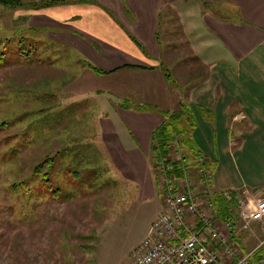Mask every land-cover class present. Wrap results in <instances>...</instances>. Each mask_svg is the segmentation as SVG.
Instances as JSON below:
<instances>
[{
	"label": "crops",
	"instance_id": "crops-1",
	"mask_svg": "<svg viewBox=\"0 0 264 264\" xmlns=\"http://www.w3.org/2000/svg\"><path fill=\"white\" fill-rule=\"evenodd\" d=\"M37 4L17 7L26 14V33L44 34L57 45L58 56L70 54L71 67L79 70L72 74L63 65L33 74L41 80L58 75L61 100L105 98L99 130L110 160L138 183L141 198L162 193L163 206L152 221L164 210L161 176L158 185L151 165L153 135L165 122L163 112H178L184 102L204 165L196 170L204 185L197 193L212 204L214 192L233 196L235 221H219L232 223L230 233L224 232L227 238L246 242L243 229L255 225L243 223L239 207L264 198V0ZM185 187L195 191L191 184Z\"/></svg>",
	"mask_w": 264,
	"mask_h": 264
},
{
	"label": "rangeland",
	"instance_id": "rangeland-1",
	"mask_svg": "<svg viewBox=\"0 0 264 264\" xmlns=\"http://www.w3.org/2000/svg\"><path fill=\"white\" fill-rule=\"evenodd\" d=\"M21 1L26 9L46 0ZM20 11L0 4V264H129L163 206L162 193L141 198L138 183L110 160L99 130L105 98L61 100L58 75L33 74L79 68L71 67L70 54L60 58L44 34L26 33ZM173 156L179 160L181 150ZM193 172L180 184L203 192ZM154 173L169 180L160 169ZM199 199L208 212L207 199ZM249 224L255 226L243 229L246 242L232 241L242 253L264 243V227H256L264 223Z\"/></svg>",
	"mask_w": 264,
	"mask_h": 264
},
{
	"label": "built area",
	"instance_id": "built-area-1",
	"mask_svg": "<svg viewBox=\"0 0 264 264\" xmlns=\"http://www.w3.org/2000/svg\"><path fill=\"white\" fill-rule=\"evenodd\" d=\"M162 184L166 188L164 210L152 221L129 264L250 263L253 253L243 255L233 246L234 242L224 233H230L232 223L214 217L209 209L215 212V208L209 200L208 212L204 213L196 191H187L186 185L177 183L176 179ZM249 205L250 202H244L239 207L247 213L245 225L250 226L249 221L264 223V198Z\"/></svg>",
	"mask_w": 264,
	"mask_h": 264
},
{
	"label": "trees",
	"instance_id": "trees-1",
	"mask_svg": "<svg viewBox=\"0 0 264 264\" xmlns=\"http://www.w3.org/2000/svg\"><path fill=\"white\" fill-rule=\"evenodd\" d=\"M61 2H64V0H46L45 2L37 4V6H50ZM0 4L12 8L22 7L24 5L21 0H0ZM86 65L95 72L101 74L108 73L102 72L90 63ZM167 77L172 85L179 86L178 81L173 75L167 74ZM163 116L165 117L163 126L156 130L153 135V161L151 165L154 171L157 169L164 171L167 179H184L191 171L204 168V165L200 162V151L193 138V131L196 127L193 121V115L188 105L181 102L178 112H163ZM179 148L182 152V156L179 160H174L173 153ZM45 163L46 162L43 164ZM209 169L210 167L207 169L205 168V173H210L208 171ZM39 170L40 167L36 169L37 172ZM210 171L212 172V168ZM158 175L159 174L155 175V179L159 185L160 176L158 177ZM202 179H204L203 175ZM233 200V196L228 199L223 193L214 192L212 194L211 201L214 204L219 220L235 221L236 217L232 210ZM239 244L241 243H237L236 245L238 246ZM252 260L257 264H264V243L253 252Z\"/></svg>",
	"mask_w": 264,
	"mask_h": 264
},
{
	"label": "bare ground",
	"instance_id": "bare-ground-1",
	"mask_svg": "<svg viewBox=\"0 0 264 264\" xmlns=\"http://www.w3.org/2000/svg\"><path fill=\"white\" fill-rule=\"evenodd\" d=\"M178 181V180H177ZM162 186H163V184H162ZM164 189H166V188H164ZM239 248V247H238ZM241 253H242V251H241ZM243 254V253H242ZM243 255H246V254H243Z\"/></svg>",
	"mask_w": 264,
	"mask_h": 264
}]
</instances>
